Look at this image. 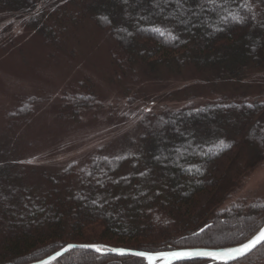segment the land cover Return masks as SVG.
<instances>
[{
    "label": "trees",
    "instance_id": "trees-1",
    "mask_svg": "<svg viewBox=\"0 0 264 264\" xmlns=\"http://www.w3.org/2000/svg\"><path fill=\"white\" fill-rule=\"evenodd\" d=\"M90 25L112 41V74L116 69L130 81L120 92L133 103L125 118L132 115L139 132L126 148L99 149L84 163L43 169L36 180L16 141L0 145V264L37 261L67 243L160 252L246 240L264 221V202L221 207L234 181L211 169L231 148L249 155L236 162L242 173L262 159L254 154L264 153V99L246 92L254 91L250 72L264 68V0H0V48L28 31L62 49L67 36L76 39ZM182 71L228 91L193 104V86L186 84L176 93L191 99L182 107L154 105L156 98L147 99L154 92L135 97L140 80ZM32 102L11 115L25 121ZM60 106L72 118L97 108L94 84L67 86ZM210 187L216 191L202 200ZM263 247L238 261L254 263ZM55 262L146 264L139 256L81 248Z\"/></svg>",
    "mask_w": 264,
    "mask_h": 264
},
{
    "label": "rangeland",
    "instance_id": "rangeland-1",
    "mask_svg": "<svg viewBox=\"0 0 264 264\" xmlns=\"http://www.w3.org/2000/svg\"><path fill=\"white\" fill-rule=\"evenodd\" d=\"M12 40L0 48V145L7 141H12L13 144L14 141L17 142L16 149L30 160V179H40V171L43 169L57 168L68 161L84 163L99 149L117 151L128 146L129 140L134 138L140 127L131 121L132 115L125 118L133 103L129 105V96H122L120 92L130 86V81L116 69L112 74L108 57L112 41L105 31L90 25L77 32L76 39L67 36L61 44L62 49L44 43L36 34L28 31H21ZM250 74L254 79L250 80L254 91L251 94L246 91L247 96H252V100L264 99V68L261 73L252 71ZM195 77L188 71H182L180 75L165 76L166 80H140L133 91L140 100L145 96L144 93L150 95L154 92L151 97H147L156 98L154 105L175 107H182L191 100L187 97L182 99L181 94H176L186 84L193 86L190 91L195 96L193 104H200L228 91V85L224 83L199 84L195 83L198 80ZM85 80L94 84L98 107L83 110L78 113V117L72 118L60 106L62 92L67 86H75ZM29 100H33L34 110L30 117L24 121L11 115L19 104ZM136 101L138 100L135 99V105L139 103ZM117 127L118 132L115 131ZM238 151L242 152L241 148L229 149L214 162L211 169L219 174L226 172L231 176L230 181H234L226 194H222L221 207L237 201H243L244 204L264 202V153H251L255 158L262 159L242 173L237 169L242 165L236 162H241L249 155L242 157L241 154H236ZM215 191L210 187L203 194L202 200ZM226 246L228 245L220 247ZM238 260L228 264H247L246 259ZM154 262L156 264L158 261ZM205 262L206 260H195L192 264ZM50 264L58 263L54 261ZM252 264H264V247Z\"/></svg>",
    "mask_w": 264,
    "mask_h": 264
},
{
    "label": "water",
    "instance_id": "water-1",
    "mask_svg": "<svg viewBox=\"0 0 264 264\" xmlns=\"http://www.w3.org/2000/svg\"><path fill=\"white\" fill-rule=\"evenodd\" d=\"M261 227H264V223L251 236H249L246 240L242 241L241 243L231 245V246H226V247H189V248L171 249V250L160 251V252H146V251L130 249V248H122V247L107 246V247L102 248V247H99V245H97V244L67 243L64 246H62L60 249H58L57 251L53 252L52 254H50L44 258L37 260V261L25 263V264H50V263L54 262L58 257L63 255L64 253L68 252L71 249H75V248L89 249V250H92V251L97 252V253H109V254H114V255H121L120 252H123L124 253L123 255L138 256V255H133V253H144L145 256H139V257H143L146 261V264H149V260L146 259V256H151V257L155 258L152 261V264H155V262H154L155 260L158 261L156 264H166L165 257H167L169 254L175 253V252H221V251H224V250L229 249V248L240 247L242 244L247 243L248 240H250L253 236H255ZM93 246H95V247H93ZM258 246L259 245H257L255 248H257ZM95 248H100V249H102V251L98 252L95 250ZM255 248H253L250 252H252ZM109 249H113L116 251H109ZM250 252H248L246 255H248ZM53 257H55V259H52ZM187 260H206V262L204 264L223 263L220 260H213L210 257H193L190 259L172 260L171 264H174V263H177L180 261H187ZM232 261H234V260L228 261V263L232 262Z\"/></svg>",
    "mask_w": 264,
    "mask_h": 264
},
{
    "label": "snow or ice",
    "instance_id": "snow-or-ice-1",
    "mask_svg": "<svg viewBox=\"0 0 264 264\" xmlns=\"http://www.w3.org/2000/svg\"><path fill=\"white\" fill-rule=\"evenodd\" d=\"M155 31H160V30L155 29ZM262 243H264V227H261L255 236H253L250 240H248L247 243L242 244L240 247L229 248L221 252H175L165 257V260H166V264H171L172 260L190 259L193 257H210L213 260L222 261L223 264H228V261L237 260L245 256L253 248H255L257 245H260ZM95 250L98 252L102 251V249L100 248H95ZM109 251H116V250L109 249ZM120 254L123 255L124 253L120 252ZM133 255L145 256L144 253H133ZM52 259H55V257H53ZM146 259L149 260V264H152V261L155 258L151 256H146Z\"/></svg>",
    "mask_w": 264,
    "mask_h": 264
}]
</instances>
